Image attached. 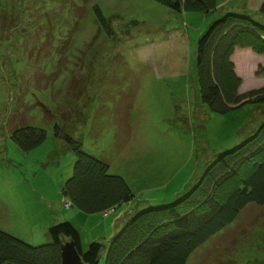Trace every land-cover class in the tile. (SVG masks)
<instances>
[{"label":"rangeland","instance_id":"obj_1","mask_svg":"<svg viewBox=\"0 0 264 264\" xmlns=\"http://www.w3.org/2000/svg\"><path fill=\"white\" fill-rule=\"evenodd\" d=\"M262 2L217 0L208 13H176L155 0H0V230L37 247L69 221L85 252L92 242L109 245L115 216L122 224L134 215L122 204L86 213L62 194L75 153L57 126L126 180L134 213L174 203L207 164L254 135L264 103L212 111L200 99L195 61L201 35L227 13L264 26ZM231 60L239 93L264 87V54L236 48ZM15 123L43 129L45 141L22 151L11 139ZM227 255L264 264V205L248 206L188 264Z\"/></svg>","mask_w":264,"mask_h":264},{"label":"trees","instance_id":"obj_2","mask_svg":"<svg viewBox=\"0 0 264 264\" xmlns=\"http://www.w3.org/2000/svg\"><path fill=\"white\" fill-rule=\"evenodd\" d=\"M155 1L176 13H208L216 8L217 0ZM258 11L264 16V0ZM236 48L264 54V26L246 14L227 13L197 42L195 70L200 99L212 111L226 113L246 104L264 103V87L239 93L241 79L231 60ZM54 72L57 75L59 71ZM56 136L75 153L73 175L62 187V194L74 206L86 213L104 212L134 199L126 180L109 173L108 163L84 152L80 142L62 134L58 126ZM11 139L22 151H30L45 141L46 133L15 123ZM235 179L233 187L226 190V183ZM174 198L169 205L150 204L139 210L109 239V245L92 242L85 252L79 231L69 221L51 226V242L37 247L0 230V264H61L60 243L69 238L85 264H98L103 255L104 264H188L194 252L218 239L248 206L264 205V122L254 135L207 164L195 186ZM217 264H235V260L227 255Z\"/></svg>","mask_w":264,"mask_h":264},{"label":"water","instance_id":"obj_3","mask_svg":"<svg viewBox=\"0 0 264 264\" xmlns=\"http://www.w3.org/2000/svg\"><path fill=\"white\" fill-rule=\"evenodd\" d=\"M61 264H85L72 239H62Z\"/></svg>","mask_w":264,"mask_h":264},{"label":"crops","instance_id":"obj_4","mask_svg":"<svg viewBox=\"0 0 264 264\" xmlns=\"http://www.w3.org/2000/svg\"><path fill=\"white\" fill-rule=\"evenodd\" d=\"M258 10V9H257ZM138 206V205H137ZM137 206H133L132 207V205H131V202L130 203H128V204H122L119 208H123V211L124 210H126V209H128V210H130L133 214H135L134 212L137 210V209H139ZM116 211V210H115ZM121 215V214H120ZM120 215L117 217V216H115V219H114V221L112 220V222L110 223V226H111V224H113L112 225V228L110 229V232H111V230H113L112 231V233H111V235H110V237H109V239L110 238H112L113 237V235L125 224V222L124 223H122V224H119L120 223ZM105 238H107V237H105ZM99 240H101V239H99Z\"/></svg>","mask_w":264,"mask_h":264}]
</instances>
